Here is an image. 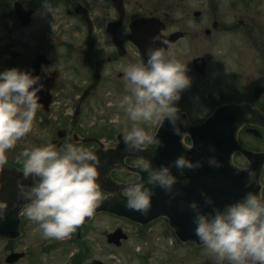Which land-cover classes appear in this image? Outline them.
Here are the masks:
<instances>
[{"label":"clouds","instance_id":"9594fccd","mask_svg":"<svg viewBox=\"0 0 264 264\" xmlns=\"http://www.w3.org/2000/svg\"><path fill=\"white\" fill-rule=\"evenodd\" d=\"M160 40L167 47L149 48L147 61L139 60L124 69V80L128 94L121 102L124 110V144L128 152L156 149L161 141L142 124L157 122L160 126L167 119L175 134L181 136V143L187 133L181 134L177 121L180 109L176 106L181 92L191 86L187 75L188 62H182L167 48V40ZM40 77L31 72L11 68L0 72V172L7 164L6 153L18 141L29 134L34 125L37 110L41 107L38 93L44 85ZM131 123L129 129L128 123ZM63 146L46 142L39 146L25 148L23 158V179L31 177L32 183L25 185L17 181L18 199H23V214L38 224L45 239L63 241L71 237L82 226L86 218H92L96 209L107 198L98 182L99 157L78 142ZM191 150L193 144H184ZM210 151H215L210 148ZM210 167L220 168L222 163L215 156L208 158ZM176 169L196 170L202 166L184 155L173 162ZM136 168L147 173V180L141 177L129 183L122 191L126 208L146 215L152 206V197L159 187L174 198L173 186L178 182L171 172V166L154 167L150 159L140 156L135 160ZM241 169H237L239 173ZM121 173L127 170L120 168ZM249 181L255 179V172L246 170ZM146 185H150L148 187ZM115 197L116 193H109ZM204 196L205 204L212 208L203 213L193 201L188 207L194 213L195 235L201 245L215 257V264H264V195L251 191L223 209L213 205L210 197ZM8 208L6 201H0V220Z\"/></svg>","mask_w":264,"mask_h":264},{"label":"flooded vegetation","instance_id":"af4514ba","mask_svg":"<svg viewBox=\"0 0 264 264\" xmlns=\"http://www.w3.org/2000/svg\"><path fill=\"white\" fill-rule=\"evenodd\" d=\"M63 1L69 5L67 14L77 18L85 30L86 40L84 43L77 41L66 45L71 69L74 73H78L77 78L82 85H73L71 88V90L76 91V94L70 98L73 106H70L71 116L69 117L67 116L68 112H64L63 106H55L54 108L52 106L57 102L56 100L60 95L57 92L58 82L64 76L61 65L57 60L47 58L44 60V64L40 66L41 72L51 73L55 76L54 87L49 92L51 103L48 112L44 111L41 106V109L39 108L40 120L44 124L48 121H52L53 124L56 121L58 126H61V130H57L58 139H51L48 142L63 146L69 142L68 138L71 137L72 141L78 142L93 152L96 150H118L117 137L122 135L120 133L116 135L115 141L105 144L97 132L88 131L86 135H78L75 131L81 125L79 121L87 99L92 97L102 85L109 94L113 93L118 97H124L128 94L123 78L124 69L131 63L143 60L139 49L129 38L131 25L138 19L146 18L152 20L154 24H162L159 26L160 33L165 38L169 39L173 34L179 35L176 39H172L171 48L166 50L174 54L177 59L183 60L185 63L188 62L189 71L187 75L191 77V86L188 88L189 91L184 92L189 95L182 94L185 100H187L186 96L193 94L200 99L202 98L201 102L210 105L212 108L208 114L216 107L227 103L243 104L245 107V117L243 125L238 131V141L254 155L244 156L235 152L233 162L247 170L250 169L251 161L261 164L259 173L256 169H251L255 172V179L252 182L247 181V183L251 187L257 182L259 185L258 193L264 195V163L261 160L262 156L260 158L256 155L264 154V15L259 9L260 0H146V3L139 7L138 5L134 6L132 1L129 3L128 0H117L116 7L112 0H109L113 16L105 23L107 41L103 45L97 44V40L93 36L92 19H90V24L85 23L81 20V16L73 12L76 4L80 3L76 0ZM81 5L88 10L84 3ZM146 5L148 7L142 11L143 6ZM167 6L170 7V10L165 9ZM173 8L178 10L173 11ZM257 15L261 16L259 21L255 19ZM119 18L121 20L117 26H112L113 29H111L115 33L114 40L113 34L107 32V25H111ZM152 23L150 22L149 25ZM151 30L154 31V27H151ZM235 36L238 42L234 40ZM179 44L181 46L174 50ZM36 55L38 54H35L34 57ZM34 57L31 59V63L27 62L29 68L32 66ZM74 79L75 75L69 74L66 82L69 83ZM94 82L95 86L88 91L87 97L79 105L78 114L75 116L80 96ZM43 85L44 90L49 88V82ZM207 85L213 86L214 89L205 91L204 88ZM180 105V113H185L192 124L204 121L208 115L202 120L193 121L190 112L184 107L185 105L183 103ZM184 143L190 144L189 136L184 137ZM123 152L125 155L129 153L126 149ZM123 160L128 165L136 166V159L132 157H125ZM7 163L19 170L23 169V164L20 162L7 160ZM252 168H255L254 164ZM111 175L114 180L122 183L134 182L138 178L134 173H121V171H113ZM121 176L129 178L122 180ZM96 216L88 220L86 226ZM18 218L21 237L24 238L28 234L27 227L36 223L27 219L22 209ZM32 231L33 237H37L36 231ZM106 235L107 233L105 238ZM0 241L6 242V239L0 238ZM11 248L6 255L0 257V263L2 261L5 263L7 254L17 251L14 246ZM28 252L29 250L25 247L21 261L29 257L27 256ZM20 260L13 264H19Z\"/></svg>","mask_w":264,"mask_h":264},{"label":"rangeland","instance_id":"374dc122","mask_svg":"<svg viewBox=\"0 0 264 264\" xmlns=\"http://www.w3.org/2000/svg\"><path fill=\"white\" fill-rule=\"evenodd\" d=\"M13 1L15 0H0V72L11 68L27 71L28 63H31L34 55L39 53L47 55L50 60H57L64 76L58 82L57 92L60 95L52 106L53 108L63 106L64 112H68L67 116L70 117V106H73L70 98L76 94V91L71 88L73 85H80L81 82L77 78L78 73H74L71 69L66 45L77 41L84 43L86 40L84 27L77 18L67 14L69 5L65 4L63 0H18L22 2L24 8L33 7L36 10L32 23L26 27L21 26L11 15ZM76 1L80 4L84 3L88 8L90 19H92L93 36L97 40V44L103 45L107 41L105 23L113 16L111 3L109 0ZM130 1L138 7L146 3V0H128L129 3ZM145 7L148 6H143L142 11L145 10ZM165 9L170 10V7L167 6ZM259 9L264 15V0H260ZM172 10L177 11L178 9L173 8ZM255 19L259 21L261 16L257 15ZM234 40L238 42L236 36ZM180 46L181 44L174 50ZM69 74L75 75V79L67 83ZM204 89L205 91L212 90L214 87L207 85ZM185 91L181 92V98L176 102V106L180 109L179 104L183 103L190 112L193 121L202 120L212 108L210 105L203 104L202 98L200 99L194 94L186 96L187 100H185L182 94L189 95L184 93ZM122 99V96L118 97L113 93H107L102 85L92 97L87 99L79 121L81 125L75 133L86 135L88 131L97 132L105 144L115 141L116 135L119 133L124 135ZM40 114L38 109L32 131L6 153L7 160L22 164L23 158L20 153L25 148H30L33 145L39 146L51 139H58L57 132L61 130V126H58L56 121L53 124L52 121L42 123ZM141 126L153 134L158 123L153 122ZM128 127L130 129V122ZM127 178L129 177L121 176L122 180ZM27 228V236L20 237L10 247L7 246V242L0 241V257L6 255L7 251L14 246L19 252L23 251L25 247L29 250L27 255L29 257L20 260L21 264H85L94 258L105 264H215L214 255L204 247L197 249L177 243L173 232L162 218L141 227L124 219L100 214L84 228L79 240L74 238L75 233L63 241L45 239L38 224L29 225ZM31 228L36 231L37 237H33ZM116 228H121L126 232L128 239L122 241L119 246L109 245L104 236ZM0 264L5 263L2 261ZM225 264H227L226 261Z\"/></svg>","mask_w":264,"mask_h":264},{"label":"water","instance_id":"95a60500","mask_svg":"<svg viewBox=\"0 0 264 264\" xmlns=\"http://www.w3.org/2000/svg\"><path fill=\"white\" fill-rule=\"evenodd\" d=\"M114 0V4H116ZM14 13L16 17L20 20L22 25H28L31 22V15L32 10H25L20 2L14 3ZM75 11L79 14H82L83 19L86 18V10L81 6L77 5L75 8ZM150 22L152 23V20L150 19H140L132 23L131 25V35L130 38L134 41V43L139 47L143 58L145 62L147 61V50L149 48H156V47H167V45H161V41L157 40L153 42V37H159V39L167 40L169 43L172 42V39H176L179 35L173 34L170 36V38H164L160 35V27L162 24L157 25L152 23V25H149ZM155 22H158V20H155ZM151 27H154V31L151 30ZM45 56L38 55L34 62L33 67L30 71L32 75L39 76L40 81L39 83L43 84L45 81H48L49 77L47 75L43 76L40 75L38 72V68L44 63ZM203 67V65H202ZM52 80L54 85V78L52 75ZM95 83V82H94ZM51 85V86H52ZM95 84H93L94 86ZM49 89H42L38 93L48 95L49 97ZM88 91H86L83 96L82 100L86 97ZM47 102L44 103V106H47L49 103V98H46ZM41 102V101H39ZM245 108L243 105H227L223 106L220 109H217L208 119L206 122H204L201 125H197L195 127L190 128L192 130V141H193V147L189 150L186 149V154L193 153V154H201L203 157H211L215 156L218 161L222 163V166L220 168L211 169L205 161L203 160V174L209 173L210 178L214 179L212 183L204 182L202 192L199 191V193L194 194V201L198 204L201 211L203 213L211 212L212 208L210 206H207L205 204L204 196L201 195V193H204L206 196L210 197L213 201V205L217 208L223 209V207L226 204H229L230 199L228 192L225 189V176L228 173V171L233 170L234 167L231 164L230 159V145L231 141L233 140L235 135L234 132H231L230 127L225 128L226 123L223 121L222 116H220L218 113L221 110H225L227 114L234 115V114H240ZM187 126L185 127H191L188 126L189 124L186 123ZM167 125L163 122L161 125V128L159 130V133L156 135L157 138L161 141L162 139L169 138V135L165 133ZM164 134V135H163ZM232 139V140H231ZM179 144V143H178ZM125 145L124 143L121 144V146ZM120 146V147H121ZM177 148V147H176ZM210 148H214L215 151H210ZM178 149V148H177ZM177 149H175L171 153H176ZM173 150L172 147H169L168 145L165 146L164 149V155L165 158H161V160L166 159L168 153ZM181 153L184 155V147L181 144ZM136 151L134 152V155L143 156L147 158V154L149 156L148 159L151 160L152 165L154 167H159L160 165H165L167 162H160L159 160H153L154 157H151L150 148L148 150H145L143 152ZM138 153V155H137ZM100 159V165H98V171L100 173V177L98 182L101 184V189L105 190L107 192H113L117 191V195L115 197L107 196V198L102 202V204L96 209V211H107L109 213H114L116 215L128 218L132 221L139 222L141 224H146L149 221L159 217V216H165L169 214L172 219H170V225L174 229L176 235L182 242L192 241L196 243H201V241L198 239V237L195 235L194 229L195 224L193 223L194 213L192 210L188 207L189 202H191L192 196L189 197V195H182V203L181 205H170V206H164V195L165 192L162 189L156 190V195L154 198V202H152V206L148 213L146 215L141 214L138 211L130 210L126 208V198L122 197L120 195L121 190L125 188L127 185L121 186L114 183L110 178V171L114 167V164H117L116 169H120L123 167L122 159H112L110 156H107L109 154H106L104 156L96 154ZM168 162L173 163L174 160H168ZM123 165V166H122ZM209 167H205V166ZM173 167L175 168L174 164ZM124 168V167H123ZM133 171H137L141 174V178L143 180H147V173L142 172L138 168H128ZM176 169V168H175ZM215 169L219 171V175L217 177L215 173ZM3 170H5L3 168ZM178 170V169H177ZM4 173L0 172V201H6L8 204V208L6 211V224L3 221H0V235L6 236V238H16L19 235V225L17 219H14L21 209L23 207V204L25 201L23 199H18L17 193H18V187H17V181H21L25 185H30L32 183L31 177L29 179L24 180L23 179V173L14 169L12 166L6 164V181L3 180ZM150 187V185H146ZM194 185H192L193 188ZM195 191V190H194ZM170 208L171 210H168ZM89 218H86L84 224L80 226L77 229L78 234L80 233L81 229L85 226L86 221ZM126 238V235L122 233L120 230H117L113 232L112 234L108 235V242L115 243L116 245L120 244V239ZM23 254L19 253H12L10 254L6 261L8 263H12L16 260H18L20 257H22ZM88 264H103L99 260H91Z\"/></svg>","mask_w":264,"mask_h":264}]
</instances>
